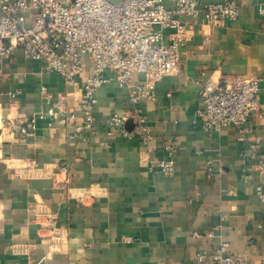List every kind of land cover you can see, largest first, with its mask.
I'll use <instances>...</instances> for the list:
<instances>
[{
	"label": "crops",
	"instance_id": "0c3cea01",
	"mask_svg": "<svg viewBox=\"0 0 264 264\" xmlns=\"http://www.w3.org/2000/svg\"><path fill=\"white\" fill-rule=\"evenodd\" d=\"M237 2L234 21L183 19L179 70L157 84L155 101L138 106L154 136L150 148L110 125L117 113L130 116L127 130L135 126L131 90L114 74L98 91L89 131L78 111L84 75L67 84L21 49L0 56V264H212L222 243L247 264H264L256 193L264 191V0ZM239 75L262 79L251 134L243 140L233 126L205 133L196 116L202 83ZM143 81L134 75V84ZM61 105L77 119L63 121ZM33 120L23 136L19 128ZM171 143L175 172L165 177L151 165L168 157ZM50 217L55 240L42 230Z\"/></svg>",
	"mask_w": 264,
	"mask_h": 264
},
{
	"label": "built area",
	"instance_id": "2783aa9c",
	"mask_svg": "<svg viewBox=\"0 0 264 264\" xmlns=\"http://www.w3.org/2000/svg\"><path fill=\"white\" fill-rule=\"evenodd\" d=\"M168 7L165 0H123L113 4L109 0H0V56L8 57L21 49L30 61H42L46 70L55 72L67 84H74L84 75L83 94L78 111L82 128L93 131L98 104V91L111 81L109 73L123 87L130 88V100L135 107L134 128L125 125L130 116L113 114L110 125L124 137L140 138L151 147L154 136L138 106L142 101H155L157 84L179 70L182 47L188 23L184 18L216 25L220 20L234 21L240 17L237 0H224L202 4L200 0H172ZM264 15V3L259 5ZM169 34L165 41L166 31ZM88 66L91 71H88ZM135 74L143 76V83H133ZM259 76H236L232 82L208 80L201 85L200 107L196 116L202 120L207 134L220 133L233 126L241 139L252 130L249 123L254 112L259 111ZM43 93H47L43 88ZM63 121H75L77 113H70L60 106ZM42 116V115H41ZM33 120L27 127L19 128L26 136L35 128ZM168 157L151 165L165 177L175 172L174 143L165 147ZM264 175V162L260 164ZM256 193L264 202V191ZM48 232L45 239L56 238L58 230L53 217L47 218ZM220 227L214 228L209 233ZM132 241V238L129 239ZM203 255H198L202 260ZM212 264H247L243 257L230 253L229 243L219 245L212 257Z\"/></svg>",
	"mask_w": 264,
	"mask_h": 264
},
{
	"label": "water",
	"instance_id": "95a60500",
	"mask_svg": "<svg viewBox=\"0 0 264 264\" xmlns=\"http://www.w3.org/2000/svg\"><path fill=\"white\" fill-rule=\"evenodd\" d=\"M109 1L113 4H120L123 0H109ZM128 124H131V121ZM128 130L131 131V128H129Z\"/></svg>",
	"mask_w": 264,
	"mask_h": 264
}]
</instances>
